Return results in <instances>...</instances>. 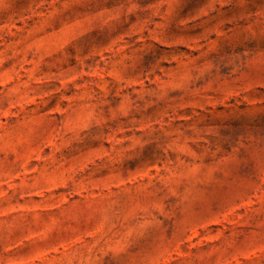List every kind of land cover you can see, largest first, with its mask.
Wrapping results in <instances>:
<instances>
[{
  "label": "rangeland",
  "instance_id": "1",
  "mask_svg": "<svg viewBox=\"0 0 264 264\" xmlns=\"http://www.w3.org/2000/svg\"><path fill=\"white\" fill-rule=\"evenodd\" d=\"M0 264H264V0H0Z\"/></svg>",
  "mask_w": 264,
  "mask_h": 264
}]
</instances>
